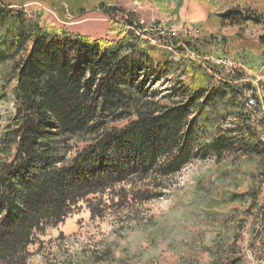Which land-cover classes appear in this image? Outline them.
<instances>
[{"label": "trees", "instance_id": "obj_1", "mask_svg": "<svg viewBox=\"0 0 264 264\" xmlns=\"http://www.w3.org/2000/svg\"><path fill=\"white\" fill-rule=\"evenodd\" d=\"M26 5L0 0V264H28V248L80 205L103 219L112 207L168 198L187 166L206 161L252 165L245 190L223 205L258 214L250 250L264 264L255 249L261 241L264 253V83L257 90L212 62L210 38L160 34L120 7L99 6L113 38L92 39L46 27L44 13ZM235 19L264 25L249 9L225 18ZM259 43L263 56L264 36ZM235 172L206 183L214 191L230 176L239 184ZM235 213L215 220L208 264H242L245 223ZM90 254L65 264L118 262L111 244Z\"/></svg>", "mask_w": 264, "mask_h": 264}, {"label": "rangeland", "instance_id": "obj_2", "mask_svg": "<svg viewBox=\"0 0 264 264\" xmlns=\"http://www.w3.org/2000/svg\"><path fill=\"white\" fill-rule=\"evenodd\" d=\"M3 1L16 5L24 2L26 9L44 13L42 23L46 27L53 26L92 39L113 38L108 34L109 21L99 11V6L120 7L135 14L147 29L154 27L200 40L210 38L214 43L206 50L212 62L233 65L242 83H249L257 90L258 85L264 83V55L259 45L264 25L218 17L227 11L249 9L264 20V0H161V5L154 0ZM230 165L229 162L215 165L211 161L193 163L175 178L178 190L170 197L144 205L134 204L127 210L112 207L103 219H92L85 206L80 205V209L62 224L39 237V244L28 248L31 254L28 264H65L72 258L75 262H86L91 252H102L109 244L118 260L116 264H208L206 248L217 228L215 220L233 209L236 210L235 219L245 223L243 229H238L241 238L236 244L243 257L242 264H256V257L252 256L254 250H250V233L258 214L255 211L245 214L246 206L223 205L231 192L245 190L242 174L249 173L252 165L245 162ZM231 168L235 173L241 172L238 177L241 183L234 185L230 176L215 191L207 185L206 182ZM194 187H198L195 191L201 194L205 190L206 197L201 200L198 195L196 197ZM108 200L109 205L113 204ZM261 245L258 241L255 246L256 256L264 259V253L258 251Z\"/></svg>", "mask_w": 264, "mask_h": 264}, {"label": "built area", "instance_id": "obj_3", "mask_svg": "<svg viewBox=\"0 0 264 264\" xmlns=\"http://www.w3.org/2000/svg\"><path fill=\"white\" fill-rule=\"evenodd\" d=\"M160 32V34H169L170 36H172V37H174V36H176V34H175V32H173V31H169V32H167V31H165V30H159ZM229 66L232 68L233 67V65H230L229 64ZM246 99H247V101L249 102V104H250V109H253L254 107H255V101H254V99L252 98V96H251V92H247L246 93Z\"/></svg>", "mask_w": 264, "mask_h": 264}, {"label": "water", "instance_id": "obj_4", "mask_svg": "<svg viewBox=\"0 0 264 264\" xmlns=\"http://www.w3.org/2000/svg\"><path fill=\"white\" fill-rule=\"evenodd\" d=\"M229 14H230V11H227L225 13L220 14L218 17H219V19L222 20V19H225L226 17H228Z\"/></svg>", "mask_w": 264, "mask_h": 264}]
</instances>
